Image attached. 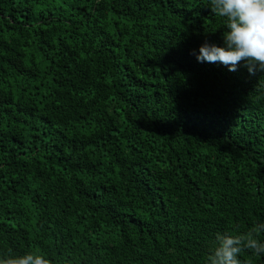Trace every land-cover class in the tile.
<instances>
[{"label": "trees", "instance_id": "1", "mask_svg": "<svg viewBox=\"0 0 264 264\" xmlns=\"http://www.w3.org/2000/svg\"><path fill=\"white\" fill-rule=\"evenodd\" d=\"M224 23L208 0H0V258L207 264L264 223V72L193 54Z\"/></svg>", "mask_w": 264, "mask_h": 264}, {"label": "clouds", "instance_id": "2", "mask_svg": "<svg viewBox=\"0 0 264 264\" xmlns=\"http://www.w3.org/2000/svg\"><path fill=\"white\" fill-rule=\"evenodd\" d=\"M211 12L223 18L224 46L208 43L199 47L196 59L200 63H221L229 71H236L244 63L251 75L264 72V0H208ZM264 223L256 222L244 233L216 234V245L207 256V264H241L239 256L245 250L253 255L264 254ZM0 264H51L44 255L26 252L20 256L0 258Z\"/></svg>", "mask_w": 264, "mask_h": 264}]
</instances>
